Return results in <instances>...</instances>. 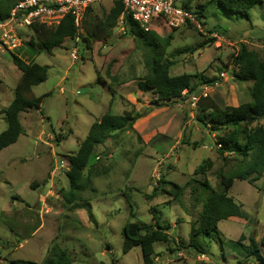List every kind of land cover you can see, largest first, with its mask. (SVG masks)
<instances>
[{
    "label": "rangeland",
    "instance_id": "374dc122",
    "mask_svg": "<svg viewBox=\"0 0 264 264\" xmlns=\"http://www.w3.org/2000/svg\"><path fill=\"white\" fill-rule=\"evenodd\" d=\"M188 3L204 15L201 30L191 24L169 29L158 21L148 26L169 75L193 76L194 94L206 93L220 109L250 103L251 83L233 78L231 61L240 45L264 56V0L249 10L248 20L223 10L216 0ZM110 9L107 3L94 6L82 22L99 25ZM85 27L49 54L42 48L45 36L38 39L32 28L16 26L18 37L23 43L31 38L38 54L29 57L24 46L12 53L47 66L48 75L32 87L33 96L43 97L39 109L20 113L21 135L0 152V264H41L55 244L71 264H143L140 246L123 253L122 229L138 223L150 230L154 215L167 241L153 245V264H261L249 244L252 239L264 259V174L253 184L235 179L229 190L244 218L220 221L215 235L196 238L197 251L188 247L190 229L199 225L206 199L219 184L218 173L232 176L249 161L251 152L241 154L244 135L219 148L220 138L236 127L210 130V112L192 105L186 91L173 103L142 92L138 83L147 74L146 50L124 35L123 21L110 32L100 29L89 43ZM20 77L9 51L0 49V110L12 101ZM146 111L130 130L95 147L83 171L86 176L96 165L89 186L74 205L67 204L68 157L90 126L105 114ZM6 125L0 112V133ZM257 127L264 128V118L248 128ZM161 177L172 185L159 184ZM173 185L181 188L177 198L167 194Z\"/></svg>",
    "mask_w": 264,
    "mask_h": 264
},
{
    "label": "trees",
    "instance_id": "16d2710c",
    "mask_svg": "<svg viewBox=\"0 0 264 264\" xmlns=\"http://www.w3.org/2000/svg\"><path fill=\"white\" fill-rule=\"evenodd\" d=\"M18 1L0 0V20H4L9 16L10 10ZM188 2L189 0H187L184 7L192 10L200 24L204 26L201 23V19H204L202 11L191 9ZM216 3L223 10L248 20L249 10L256 4L262 3V0H216ZM110 8L109 13L101 24H89L85 27L82 22L87 36L84 38L86 43H89V38L96 36L100 29L110 32L115 27L119 17L123 13V7L117 3ZM123 23L125 27L124 35L132 38L134 42L140 44L146 50L144 67L147 74L138 83V88L142 92L151 91L156 95L158 101L166 103L175 102V100L181 98L184 91L189 96L197 92L198 86L193 84V76L189 74L169 75L170 66L162 61L161 47L153 35L149 33V30L142 28L127 14L123 16ZM32 30L38 39L45 36L46 41L42 43V48L49 54L53 49L61 47L65 39H74L78 36V29L74 26L73 20L69 16L62 19L59 25L55 27L41 24L33 26ZM22 46H24V50L30 55L29 57L33 58L38 54L34 48V41L31 38L23 43ZM20 49L22 47L17 52ZM9 54L11 62L21 73V77L15 86L12 101L7 107H3L0 110L7 124L6 129L0 133V152L4 148L16 143L21 135L20 113L32 108L39 109L43 97L33 96L32 87L45 82L48 75L47 66H40L34 61L27 63L18 57L17 53L9 52ZM231 65L234 68L232 73L233 78L237 82L251 83V102L238 107L220 109L207 96H201L197 101V108L200 111L210 112L209 122L212 124L210 130L221 131L224 128H237L236 131H232L220 138V143H218L220 145L219 148L222 146L228 148L230 145L238 142L239 135H244L242 137L244 147L241 154L244 157L247 156L248 152L252 154L249 161L242 164L241 170L236 174L225 176L221 172L218 173L219 184L216 190L211 191L206 199L199 225L196 228L191 227L189 232L188 247L194 251L198 249L196 238L199 235L211 237L218 232V223L220 221L227 220L230 217H245L241 211V206L235 203L232 197H229V190L234 180H246L249 184H253L264 174V128L257 127L252 130L248 128L253 122L264 118V56L260 57L255 51L249 50L244 45H240L237 54L232 58ZM147 112L136 115H132L130 112H125L122 115L105 114L90 126L86 137L80 143L76 153L68 157L69 169L66 172V178L69 189L64 195V200L67 204L74 205L79 199L80 193L85 191L89 186L90 178L95 172L96 165L88 168L86 176H83V171L87 167L89 158L95 147L103 144L115 132L130 130L136 120L146 116ZM240 126L242 127L239 128ZM222 150H219L220 155L223 154ZM198 170H202V167ZM251 175L253 176L249 178ZM158 183L172 185L164 181L163 177L158 180ZM204 186L207 189L209 187L207 183ZM180 189L179 186L173 185V191H169L167 194L177 198L180 194ZM157 191V188H155L153 195ZM75 206L78 205L75 204ZM85 207L87 206H81V208ZM89 217H91L90 214ZM153 221L154 225L150 230L148 228L145 230V227L138 223H126L122 229L124 240L123 253L129 252L134 246H140L143 264H153V245L158 242L167 241V234L164 232V228L156 221L155 215L153 216ZM249 247L252 256L254 255L258 262L264 264V259L259 254L258 246L252 239L250 240ZM7 262L8 264H38L15 260ZM71 262L72 260L67 252L55 244L50 248L48 256L41 264H71Z\"/></svg>",
    "mask_w": 264,
    "mask_h": 264
},
{
    "label": "built area",
    "instance_id": "2783aa9c",
    "mask_svg": "<svg viewBox=\"0 0 264 264\" xmlns=\"http://www.w3.org/2000/svg\"><path fill=\"white\" fill-rule=\"evenodd\" d=\"M186 2L187 0H19L10 10L9 16L0 20V49L14 52L22 47L23 41L16 34V26L32 28L42 24L55 27L69 16L78 29L89 8L105 3L110 7L121 4V23L124 14H127L145 30H149L148 26L153 21H158L169 29L191 24L201 30V24L192 10L184 7ZM71 56L75 59V52ZM201 96L205 97L206 93L192 94V105L196 106Z\"/></svg>",
    "mask_w": 264,
    "mask_h": 264
}]
</instances>
